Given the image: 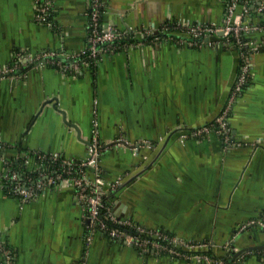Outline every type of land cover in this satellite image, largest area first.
<instances>
[{"label":"crops","instance_id":"0c3cea01","mask_svg":"<svg viewBox=\"0 0 264 264\" xmlns=\"http://www.w3.org/2000/svg\"><path fill=\"white\" fill-rule=\"evenodd\" d=\"M43 2L0 0V68L13 65L18 51L64 56L86 49L90 0H50L40 22ZM228 2L106 0L104 20L149 34L169 21L220 25ZM251 7V20L264 22V0ZM253 36L264 41V31ZM144 37L104 55L95 70L68 74L45 62L0 77L4 154L17 161L20 151L83 158L97 133L101 174L109 183L120 181L108 196L117 218L212 241L217 254L233 238L236 252L256 247L233 253V264H264L258 224L264 219V45L251 56V80L233 105L226 143L216 133L182 139L180 131L220 114L236 82L238 50L218 35L194 44ZM2 173L0 158V184ZM88 225L73 187L44 189L22 201L0 185V235L14 254L11 263L0 254V264H189L142 254L102 234L87 245Z\"/></svg>","mask_w":264,"mask_h":264},{"label":"built area","instance_id":"2783aa9c","mask_svg":"<svg viewBox=\"0 0 264 264\" xmlns=\"http://www.w3.org/2000/svg\"><path fill=\"white\" fill-rule=\"evenodd\" d=\"M253 0H229L226 7L224 22L220 25L191 24L185 30L176 28L170 32L167 26L158 29L152 35L156 38L165 35L178 43H198L204 36H219V42L227 47H234L239 52L240 63L235 85L229 99L220 114L213 122L193 128H184L180 131L182 139H198L209 133H216L230 143L231 125L230 117L233 105L251 80V56L260 51L264 41L255 38L253 34L264 31V22L255 23L250 18ZM50 0H44L36 13L37 21H44L48 16ZM106 0H90L88 16L87 47L84 51L59 55L56 51H47L39 54H28L18 51L14 64L0 68V77H7L23 65H35L49 62L62 72L74 74L75 72L92 69L98 65L102 57L109 54L110 50L117 48L114 41L123 38L127 31L116 27L113 23L104 20ZM253 22L251 23L250 20ZM133 32V31H132ZM136 35L149 34L134 32ZM141 43H131L137 46ZM128 45H125L127 47ZM102 142L97 133L91 137L89 153L83 158H66L59 152L29 153L20 151L16 153L25 169L19 170L14 164L13 156H6L4 150L7 143L0 137V158L3 161L1 187L6 186L8 195L15 196L22 201H30L48 188L73 187L77 200H79L89 219L86 244L93 241L96 234H102L112 241H118L136 248L142 254L155 256H168L172 259L185 261L189 264H233L232 255L238 249L233 243V238L222 247L223 254H217L215 245L209 240L186 239L170 233L161 227H148L136 223L131 219H119L112 210L109 193L120 181L107 182L100 168ZM78 165V170L73 165ZM61 167V168H60ZM36 171L35 177L28 175L27 171ZM255 222V221H253ZM258 224L264 227V219ZM246 225L239 227L245 228ZM245 251L244 253H250ZM0 253L5 261L11 263L14 258L12 250L0 235ZM242 254V253H241ZM264 259V250L260 253ZM228 258V259H227Z\"/></svg>","mask_w":264,"mask_h":264},{"label":"trees","instance_id":"16d2710c","mask_svg":"<svg viewBox=\"0 0 264 264\" xmlns=\"http://www.w3.org/2000/svg\"><path fill=\"white\" fill-rule=\"evenodd\" d=\"M253 15H254V13L252 12V9H251V12H250V18L251 19L253 18ZM250 22L253 23L251 20H250ZM165 26H167L169 28L170 32H173V30H175L176 28L182 29V30H185V29L188 28L186 25H182L180 23L171 22V21L167 22L165 24ZM165 26H163V27H165ZM153 37H154V35L148 34V35H146V37H144L143 40H146V41L150 42L151 39H153ZM137 40H140V35H136L132 31H127L126 32V35L123 38L114 41V45L115 46L117 45V48H114L113 50H110L109 52L112 53V52L120 51V50H122V49L125 48V45H128L129 46V44H131V43H136L135 41H137ZM96 68H97V66L96 65H93L92 70H95ZM78 73L79 72H75L74 74H78ZM14 162H15V167H16V165H18L19 170H22L23 171L25 169L23 163L20 160L19 161L14 160ZM73 167L76 170L79 169L77 164L73 165ZM27 173H28V175H30L32 177H35V175H36V171H32V170L27 171ZM3 189L6 192V194H8L7 193L8 191L6 190V186L5 185H4ZM1 257H2V260H3L4 259V256L2 254H1Z\"/></svg>","mask_w":264,"mask_h":264},{"label":"water","instance_id":"95a60500","mask_svg":"<svg viewBox=\"0 0 264 264\" xmlns=\"http://www.w3.org/2000/svg\"><path fill=\"white\" fill-rule=\"evenodd\" d=\"M63 114H64V118L66 119V113H65V111H63ZM66 121H67V119H66ZM72 124V123H71ZM122 143L124 144V145H127V146H130V147H133V145H130L128 142H126V141H122ZM249 249H252V248H256V247H248ZM248 248H246V249H248ZM246 249H242V250H239L238 252H236L235 254L236 255H240L243 251H245Z\"/></svg>","mask_w":264,"mask_h":264}]
</instances>
